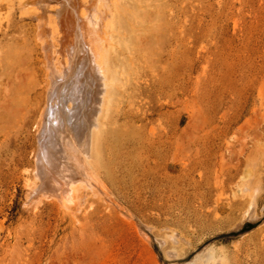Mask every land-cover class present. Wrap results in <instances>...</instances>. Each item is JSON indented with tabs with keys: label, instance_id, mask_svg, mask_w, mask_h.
<instances>
[{
	"label": "rangeland",
	"instance_id": "rangeland-1",
	"mask_svg": "<svg viewBox=\"0 0 264 264\" xmlns=\"http://www.w3.org/2000/svg\"><path fill=\"white\" fill-rule=\"evenodd\" d=\"M16 20L0 29V264H264V0H146L110 48L100 185L69 207L33 193L48 77L38 20Z\"/></svg>",
	"mask_w": 264,
	"mask_h": 264
},
{
	"label": "bare ground",
	"instance_id": "bare-ground-1",
	"mask_svg": "<svg viewBox=\"0 0 264 264\" xmlns=\"http://www.w3.org/2000/svg\"><path fill=\"white\" fill-rule=\"evenodd\" d=\"M17 13L38 20L48 77L37 122L33 193L69 207L100 185L97 133L112 100L110 48L116 35L126 37L122 30L146 16V0H0V29H13ZM24 117L33 121L30 114ZM206 256L190 264H211Z\"/></svg>",
	"mask_w": 264,
	"mask_h": 264
}]
</instances>
